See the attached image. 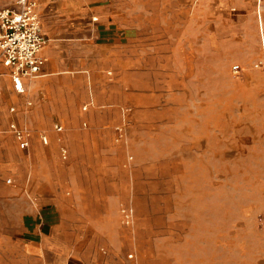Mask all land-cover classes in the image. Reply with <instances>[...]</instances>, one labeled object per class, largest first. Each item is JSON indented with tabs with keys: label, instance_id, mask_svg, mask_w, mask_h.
<instances>
[{
	"label": "rangeland",
	"instance_id": "1",
	"mask_svg": "<svg viewBox=\"0 0 264 264\" xmlns=\"http://www.w3.org/2000/svg\"><path fill=\"white\" fill-rule=\"evenodd\" d=\"M244 5L252 10L235 15L245 27L236 38L256 45V62L226 61L242 53L222 48L202 72L195 53H177L181 68L165 79L144 78L139 94L138 77L126 69L112 87L121 82L126 89L116 96L125 104L117 133L61 141L56 157L44 160L56 197L105 200L93 207L109 217L105 236L61 240L87 264L103 251L139 264H250L243 250L264 245V0ZM80 127L89 130L87 121ZM45 240L51 245V237Z\"/></svg>",
	"mask_w": 264,
	"mask_h": 264
},
{
	"label": "crops",
	"instance_id": "2",
	"mask_svg": "<svg viewBox=\"0 0 264 264\" xmlns=\"http://www.w3.org/2000/svg\"><path fill=\"white\" fill-rule=\"evenodd\" d=\"M244 1L38 0L35 12L47 39L41 75L24 80L25 90L18 93L0 62V264H87L61 240L81 243L90 234L105 236L109 217L93 212L105 200L56 197L55 180L44 177V160L56 157L61 141H103L117 133L116 118L124 115L125 104L116 96L126 89L121 82L119 89L112 87L126 69L138 77L134 91L139 94L144 78L165 79L181 68L177 53H195L196 70L202 72L213 68L222 48L242 53L226 61L256 62V45L236 38L245 27L235 15L252 10ZM9 5L10 0H0V8ZM18 121L30 130L25 151L9 130ZM82 121L88 131L80 127ZM54 122L64 129H53ZM8 177L13 181L6 182ZM103 255L88 264H139L123 254ZM241 258L264 264V245L243 250Z\"/></svg>",
	"mask_w": 264,
	"mask_h": 264
},
{
	"label": "built area",
	"instance_id": "3",
	"mask_svg": "<svg viewBox=\"0 0 264 264\" xmlns=\"http://www.w3.org/2000/svg\"><path fill=\"white\" fill-rule=\"evenodd\" d=\"M11 5L0 8V62L7 69L9 77L18 93L25 90L24 80H32L42 73L44 58L42 49L47 43L42 34L35 8L38 0H10ZM232 73L237 75L241 68L234 65ZM14 111V108L11 109ZM58 132L63 130L60 124H55ZM9 130L20 149L29 147V131L16 123L9 125ZM43 144H47L46 136L41 137ZM67 150L61 148L62 158L67 157ZM9 182V181H7ZM125 219L131 222V216L126 214ZM132 258V255H129Z\"/></svg>",
	"mask_w": 264,
	"mask_h": 264
}]
</instances>
